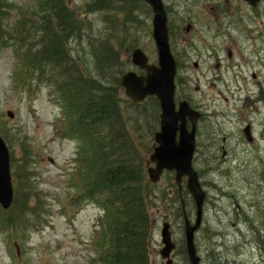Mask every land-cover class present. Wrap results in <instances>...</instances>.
Listing matches in <instances>:
<instances>
[{"label": "rangeland", "instance_id": "obj_1", "mask_svg": "<svg viewBox=\"0 0 264 264\" xmlns=\"http://www.w3.org/2000/svg\"><path fill=\"white\" fill-rule=\"evenodd\" d=\"M8 1L14 9L8 14L10 24L16 23L20 17L35 14L41 3V0ZM67 1L78 17H85L86 36L93 34L102 39L107 38L115 47L119 61L129 62L132 49L136 46L142 47L153 61L156 60L151 35L152 14L148 9H140L130 15L131 11H124L121 0H111V5L104 10L86 12L84 5L88 0ZM165 3L169 6L170 21L179 31V43L186 47L185 54L189 60L179 70V77L187 81V86L181 88L188 91L194 102L200 101L205 105L209 115H213L203 126L210 124L207 125L208 129L217 130L219 134L224 125L221 122L223 110L230 111L234 104L240 108L244 100L249 99L250 106L246 105V111L255 112L258 132H262L264 0L256 9L243 0H165ZM215 10L221 16L216 15ZM229 22L231 26L227 25ZM190 23L195 24L192 33L184 29ZM224 32H230L231 35ZM75 41L81 47L71 41L70 48L76 46L74 55L78 52L89 60V50L87 46L82 47V37L80 41ZM13 49L7 46L0 53V132L11 136L17 158L22 156V143L36 155L34 168L30 171L38 173L36 181L45 195L49 210L42 215L44 221L37 228L27 230L21 227L14 234L1 223L0 210V264H102L98 260V255L104 253L106 248V230L104 225L102 227V220L106 221L108 216L93 202H86L79 207L76 200L72 201L73 194L81 187L82 178L94 166V160L89 156L91 152L88 153L89 144L67 134V127L74 116L73 109L63 104L51 86L39 82L33 88L34 92L25 90L22 61ZM229 50L233 51L232 57L228 56ZM243 56L250 62L247 68L243 66ZM195 62L199 63L198 67L194 65ZM217 64L220 66L217 67ZM129 68L126 67L123 72ZM225 96L229 98L228 102ZM239 97L242 101H239ZM148 100L142 106L128 103L125 109L130 133L140 145L142 155L149 160L155 147L152 131L158 128L156 118L160 117V112L156 104ZM9 111L14 115H8ZM227 128L231 130L228 123ZM206 143L201 131L195 165L198 169L202 168L203 172L202 160L205 151H208ZM260 145L264 149V138L260 139ZM150 167L151 164L147 166L146 173ZM147 176L150 178L149 173ZM201 179L204 183L205 178ZM154 184L155 201L150 208L153 224L150 258L152 264H167V260L160 255L163 224L166 221L172 224L173 238L180 243L184 237V221L177 209L180 200L176 197L173 174H163L162 179ZM189 195L185 194L187 200ZM245 206L242 203L246 210L242 212L241 218L237 217L232 200L225 202L215 190H211L210 202L204 209L203 227L197 234L199 253L205 259L204 264H264V258L256 248L257 245L264 247V226L253 232L244 224L261 221L264 224V218ZM189 213L194 219L196 209H189ZM205 227L211 229V237ZM211 240L217 247L212 261L208 259ZM177 253L172 256V264H188L185 256L181 252Z\"/></svg>", "mask_w": 264, "mask_h": 264}, {"label": "trees", "instance_id": "obj_2", "mask_svg": "<svg viewBox=\"0 0 264 264\" xmlns=\"http://www.w3.org/2000/svg\"><path fill=\"white\" fill-rule=\"evenodd\" d=\"M110 5L111 0H88L84 8L86 12H96ZM12 11V3L0 0V53L7 46L14 48V54L22 61L25 90L34 92L39 82L51 86L63 104L73 109L67 134L89 144L88 153L91 152L94 166L82 178L81 190L72 199L79 207L92 201L108 216L106 221L102 220L106 248L98 260L102 264H151L150 208L155 191L146 174V158L127 129L128 102L120 85L124 65L118 60L113 44L93 34L85 37L87 26L67 0H41L35 14L20 17L14 24L8 22ZM81 37L82 47H88L89 60L78 52L74 55L76 46L70 48L71 41L79 45L75 40L80 41ZM4 136L10 143L9 136ZM14 165L15 200L9 212L1 217V223L12 234L21 227L27 230L38 227L45 206L34 185V174L29 171L30 158L27 156L21 164ZM176 197L180 200L177 209L183 215L178 189ZM186 205L193 208V200H186ZM258 213L264 218L262 208ZM244 224L253 232L264 226L263 221ZM205 230L211 237V229L205 227ZM179 245L180 253L185 245ZM256 248L264 258V247L257 245ZM210 249L208 259L212 261L217 253L212 240Z\"/></svg>", "mask_w": 264, "mask_h": 264}, {"label": "water", "instance_id": "obj_3", "mask_svg": "<svg viewBox=\"0 0 264 264\" xmlns=\"http://www.w3.org/2000/svg\"><path fill=\"white\" fill-rule=\"evenodd\" d=\"M154 10V37L160 57V66L149 65L148 58L142 50L137 49L133 54L134 63L147 70V76H138L129 72L122 79V85L127 95L138 102L147 95H156L161 102V131L156 133L155 140L159 144L151 156L157 167L149 170L151 179L159 180L163 170H176V179L181 188V181L188 176L187 187L194 198L197 207V218L192 225L185 212V233L187 251L190 264H201V257L197 254L195 233L201 226L205 192L203 191L198 173L193 168V157L196 148L195 131L200 114L194 111L187 102L179 104L176 111L174 100L176 63L169 45L168 18L163 0H146ZM251 5L257 6L260 0H246ZM187 118L193 123L191 132L186 129ZM181 122V123H180ZM178 131L181 132L179 142L176 140ZM13 200V185L11 179L10 153L3 138L0 136V202L4 208H9ZM171 225L164 223L162 241L164 248L161 250L163 258H168L172 264L171 254L176 249L173 241Z\"/></svg>", "mask_w": 264, "mask_h": 264}, {"label": "flooded vegetation", "instance_id": "obj_4", "mask_svg": "<svg viewBox=\"0 0 264 264\" xmlns=\"http://www.w3.org/2000/svg\"><path fill=\"white\" fill-rule=\"evenodd\" d=\"M187 30V29H186ZM226 35L230 36V32H224ZM233 55V53H232ZM220 64L218 65V67ZM256 76V74L254 75ZM225 100L228 102L229 98L225 96ZM243 108V107H242ZM242 108H239L234 104L233 108L230 111L223 110L222 112V123L225 125L222 126L220 136H222L223 145L222 148L224 153L222 155L224 166L223 169L226 170V161L231 157L230 149L228 147L229 142L232 140V132H229L227 128V123L231 122L237 123L239 125V143L246 144L249 148H244L237 158V171L239 179H252L256 178V168L255 162L257 161V146H258V127L255 117V112H244ZM211 137H214L213 132L210 130ZM233 182V177L230 176L228 170L225 171L224 183L225 187H230Z\"/></svg>", "mask_w": 264, "mask_h": 264}, {"label": "bare ground", "instance_id": "obj_5", "mask_svg": "<svg viewBox=\"0 0 264 264\" xmlns=\"http://www.w3.org/2000/svg\"><path fill=\"white\" fill-rule=\"evenodd\" d=\"M126 130H127V129H126ZM259 219H260V218H259ZM245 223H246V222H245ZM245 226H246V225H245ZM242 227H243V226H242ZM245 228H246V227H245ZM245 228H244V229H245ZM246 231H247V230H246ZM243 232H244V231H243ZM248 232H249V231H248ZM245 234H246V233H245ZM251 234H252V233H251ZM247 236H248V235H247ZM240 237H241V236H240ZM241 238H242V237H241ZM250 238H251V237H250ZM242 239H244V238H242ZM245 239H246V237H245ZM243 241H244V240H243ZM243 241H242V242H243ZM251 242H252V241H251ZM254 242H255V241H254Z\"/></svg>", "mask_w": 264, "mask_h": 264}]
</instances>
